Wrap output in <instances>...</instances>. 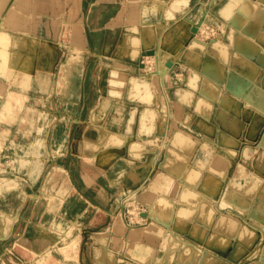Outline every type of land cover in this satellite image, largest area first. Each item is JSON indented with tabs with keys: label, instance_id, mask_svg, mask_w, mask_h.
<instances>
[{
	"label": "crops",
	"instance_id": "crops-1",
	"mask_svg": "<svg viewBox=\"0 0 264 264\" xmlns=\"http://www.w3.org/2000/svg\"><path fill=\"white\" fill-rule=\"evenodd\" d=\"M202 17L215 38L195 33ZM43 33H67L66 52L96 62L64 99L85 107L79 123L64 140L51 130L50 156L34 143L14 158L42 168L18 209L0 192V259L71 228L81 264H264V0H0V49ZM146 50L159 72L145 73ZM21 82L0 67L3 152ZM126 200L145 206L133 225Z\"/></svg>",
	"mask_w": 264,
	"mask_h": 264
},
{
	"label": "rangeland",
	"instance_id": "rangeland-1",
	"mask_svg": "<svg viewBox=\"0 0 264 264\" xmlns=\"http://www.w3.org/2000/svg\"><path fill=\"white\" fill-rule=\"evenodd\" d=\"M35 7L38 11L43 9L49 13H51L52 9L55 10L52 5L48 4L41 5L40 3L39 5H35ZM203 19L202 17L199 20L200 23L197 32L204 30L206 25L214 27L209 21L204 20L203 22ZM27 24V30L32 32L37 30L34 28V22H28ZM30 34L35 35L36 33ZM47 34L52 36L55 34L56 38L52 37L53 41L50 42L45 39ZM66 34L43 33L44 38L41 40L27 39V42L23 44L11 41V43L2 45L5 48L0 49V67L9 70L12 79L21 77L22 82L19 88L22 90L21 94L26 97L21 95V97H24V100L21 98L22 100L20 99L21 101H19L20 110H17L19 108L18 103L14 107V115L20 113V116L7 120L10 122L8 123V129L5 131L7 135L5 139L7 148L4 152L1 151L2 148L0 150V160L3 159L2 161H6V163L0 161V192L4 188L9 189V192H11V199L9 200L11 201L12 207H15L14 210L18 209V206L22 204V200L17 199L15 192L18 193L17 190L22 188L25 183L26 187L30 189L35 183L38 171L42 168V166H37L35 163H29L27 167H24L26 170L24 168L21 169L26 174H24L25 178L19 182L20 173L22 172L19 166L14 165V158H18L19 155H28L30 153L29 145L31 144L38 143L43 148L50 146V143L53 141L52 136H54L51 135V130L58 132L59 140H64L66 138V129L72 127L73 124H78L85 111V107L81 102L76 101L75 103H70L64 101V99L68 95L72 96L74 94L77 98L76 85L81 77L82 65L85 63L88 66V71L86 72L88 74H86L87 80L90 73L93 72V62H96V56H91L90 60L87 58L84 60L80 52L68 54L66 52ZM200 36L204 39L202 35ZM212 38H215V35L204 40H210ZM75 40H77V37ZM91 40H95L94 43H97L98 38L95 36ZM52 47H54L53 51ZM7 48H10L9 53L7 52L8 50L6 51ZM19 49L22 50L20 54L15 52ZM67 60L70 61L69 66H67ZM152 60L158 61L159 63V60ZM159 70L155 69L154 72L157 73ZM38 77L41 78L40 83L38 81L36 83ZM67 77L71 78L75 84L71 87L72 90H70V86L66 87L60 83V79H66ZM53 82L55 86L53 90L54 92L58 91L57 95L62 100H57V95L54 93L51 94L53 92H51V83ZM56 82H59L58 87L56 86ZM41 95L43 96L42 99ZM67 112L71 115L73 114L74 118H67ZM52 113L55 116L50 117ZM48 131L49 133H47ZM51 152L49 149H44V153L48 156H50ZM11 158L13 159L11 160ZM6 182L8 183L7 185ZM32 202V199L28 200L27 212L31 210ZM144 207V205L134 200H126L123 210L125 222L128 225L136 223L139 218L136 215V211ZM73 231L71 228L64 230L56 245L39 253L27 252V254H23L17 248L11 247L10 251L3 258L1 257L0 264H81L79 232L73 233ZM13 233L14 230L12 231V238L14 236Z\"/></svg>",
	"mask_w": 264,
	"mask_h": 264
},
{
	"label": "built area",
	"instance_id": "built-area-1",
	"mask_svg": "<svg viewBox=\"0 0 264 264\" xmlns=\"http://www.w3.org/2000/svg\"><path fill=\"white\" fill-rule=\"evenodd\" d=\"M200 33V35L203 36V38H208V37H216V31L214 29V27H210L208 25H206L204 27V30H200L198 31ZM155 59L154 54L151 55H144L141 59V64L143 66V69L145 70V73H153L155 71V69H158L160 67V64L158 63V61L152 60ZM142 211V208H139L136 211V215H138L137 217H140V212Z\"/></svg>",
	"mask_w": 264,
	"mask_h": 264
},
{
	"label": "bare ground",
	"instance_id": "bare-ground-1",
	"mask_svg": "<svg viewBox=\"0 0 264 264\" xmlns=\"http://www.w3.org/2000/svg\"><path fill=\"white\" fill-rule=\"evenodd\" d=\"M193 28H195V27H193ZM197 29H199L198 27H197ZM197 29H196V31H195V33H197ZM202 29H203V27H202ZM218 33V32H217ZM147 51V50H146ZM152 51V50H151ZM146 53V52H145ZM156 55H157V53L154 55V57H155V59L156 60H158V56L156 57ZM152 56V55H151ZM140 64V63H139ZM140 67V66H139ZM143 67V66H142ZM121 76V75H120ZM119 76V77H120ZM182 140V139H181ZM17 180V179H16ZM132 208V207H131ZM132 211V210H131ZM130 217V216H129ZM74 262V261H73ZM75 264V263H74Z\"/></svg>",
	"mask_w": 264,
	"mask_h": 264
},
{
	"label": "water",
	"instance_id": "water-1",
	"mask_svg": "<svg viewBox=\"0 0 264 264\" xmlns=\"http://www.w3.org/2000/svg\"><path fill=\"white\" fill-rule=\"evenodd\" d=\"M146 54H147V55H153V54H155V52H154V51H147ZM169 64H170V63H167V66H168Z\"/></svg>",
	"mask_w": 264,
	"mask_h": 264
}]
</instances>
